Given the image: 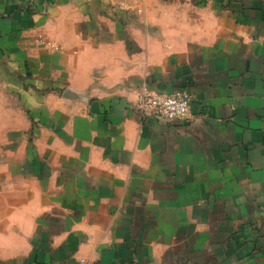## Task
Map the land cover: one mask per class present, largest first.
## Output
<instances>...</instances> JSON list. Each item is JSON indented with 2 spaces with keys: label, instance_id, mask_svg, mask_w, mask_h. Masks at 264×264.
<instances>
[{
  "label": "crops",
  "instance_id": "obj_1",
  "mask_svg": "<svg viewBox=\"0 0 264 264\" xmlns=\"http://www.w3.org/2000/svg\"><path fill=\"white\" fill-rule=\"evenodd\" d=\"M0 264H264V0H0Z\"/></svg>",
  "mask_w": 264,
  "mask_h": 264
},
{
  "label": "built area",
  "instance_id": "obj_2",
  "mask_svg": "<svg viewBox=\"0 0 264 264\" xmlns=\"http://www.w3.org/2000/svg\"><path fill=\"white\" fill-rule=\"evenodd\" d=\"M38 42L43 43L41 39ZM190 101L191 95L185 90L165 94L143 87L138 92L132 106L134 111L142 117L183 121L190 117Z\"/></svg>",
  "mask_w": 264,
  "mask_h": 264
}]
</instances>
